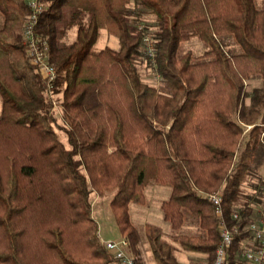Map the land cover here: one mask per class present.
I'll return each instance as SVG.
<instances>
[{
	"label": "trees",
	"instance_id": "obj_1",
	"mask_svg": "<svg viewBox=\"0 0 264 264\" xmlns=\"http://www.w3.org/2000/svg\"><path fill=\"white\" fill-rule=\"evenodd\" d=\"M34 1V32L57 72L50 85L24 40L33 1L0 0V264H117L100 242L93 193L113 194L115 222L141 264L129 205L145 204L151 183L172 188L162 208L173 229L192 218L202 230L176 238L184 249L215 264L224 220L238 229L225 264H238L252 211L236 207L264 142V0ZM132 3L155 17V32L135 21ZM103 30L119 50H94ZM151 34L153 59L144 51ZM192 38L205 55L180 53ZM231 38L238 52L227 50ZM140 58L170 93L142 81ZM255 77L262 87L249 92ZM49 92H63L71 149L55 131ZM211 194L222 195V216ZM148 239L159 264H179L159 227Z\"/></svg>",
	"mask_w": 264,
	"mask_h": 264
},
{
	"label": "rangeland",
	"instance_id": "obj_2",
	"mask_svg": "<svg viewBox=\"0 0 264 264\" xmlns=\"http://www.w3.org/2000/svg\"><path fill=\"white\" fill-rule=\"evenodd\" d=\"M34 1V0H31ZM258 3L261 0H257ZM131 9L135 10L139 13L137 18H134L135 21H138L140 25L147 26L149 28L150 33H153L157 30L156 25L157 22L155 17L148 13H142L141 9L136 7L134 3L131 4ZM141 12V13H140ZM3 23V16L0 13V27ZM152 36V34L150 35ZM25 37V36H24ZM76 38V34L72 33L71 37L68 41H72ZM109 39L106 45V39ZM26 41V38H24ZM228 47L227 50L238 52L239 48L235 43L234 39L227 40ZM109 48H117L120 49V43L116 36L111 35L109 32H101V36L99 37L97 43L94 46V50L99 52L101 50ZM208 47L198 38H192L187 42H183L181 44L180 53H192L194 57H201L205 55ZM137 67L139 74L141 76L142 81L150 86L156 87L163 93H170L169 88L166 83L162 80L161 77L156 73L152 62L148 59L140 58L137 61ZM246 88L249 92H252L254 89L262 87V80L260 78H252L250 80L245 81ZM49 99L52 102V113L56 118V124L54 126L56 133L59 135L60 140L63 142L67 149H71V145L69 142V137L67 135V131L69 129V123L67 121L65 111L63 108L64 103V95L63 92L58 94H52L49 92ZM246 104L251 105L250 98L246 99ZM2 97L0 95V115L2 113ZM250 127H245V142L249 139V131ZM261 139L264 140V135L262 134ZM244 149V145L241 150ZM243 195L236 207L238 210H244L248 208L252 211V216L249 217V224L252 225L255 222H258L264 218V142L259 146L258 152L253 160L251 171L243 183ZM113 198L112 193L105 194L104 196H99L95 193L91 195L92 202V216L97 221L99 226V234L104 239H114L120 237V232L117 227V223L114 221V216L111 210V201ZM252 238V235L250 236ZM252 243H257L252 239ZM259 246V245H257ZM261 247V246H260ZM243 250L241 249V252ZM246 263L247 261L241 255L239 263ZM261 264H264V260Z\"/></svg>",
	"mask_w": 264,
	"mask_h": 264
},
{
	"label": "crops",
	"instance_id": "obj_3",
	"mask_svg": "<svg viewBox=\"0 0 264 264\" xmlns=\"http://www.w3.org/2000/svg\"><path fill=\"white\" fill-rule=\"evenodd\" d=\"M104 31L106 30H103L101 32ZM108 40L109 39L107 38L106 45H108L107 44ZM106 48H109V46H107ZM111 49L118 50L117 48H111ZM248 105L249 104H247V106ZM144 193L146 198L145 204L131 203L129 205L130 221L132 225L137 229L140 237L139 258L141 260V264H159L154 256L150 241L148 239V230L149 227L152 226L159 227L161 229L163 233V239L173 247V254L179 264H207L208 255L187 251L176 240V238L180 235L198 236L202 234V230L198 226L197 222L192 218H188L180 229L175 230L173 229L171 222L165 219V214L162 206L165 202L170 200L172 196V188L163 184L151 183L145 188ZM100 238L104 239L101 236ZM121 239H124V237L120 232V237L117 238V240L111 238H108L107 240L118 241ZM260 245L261 243L253 244L252 238H248L242 244L243 251L241 252V255L244 257V253L247 250L250 251L258 250L260 248ZM239 262L238 264H242V262L241 263ZM243 264H255V263L247 261L246 263Z\"/></svg>",
	"mask_w": 264,
	"mask_h": 264
},
{
	"label": "built area",
	"instance_id": "obj_4",
	"mask_svg": "<svg viewBox=\"0 0 264 264\" xmlns=\"http://www.w3.org/2000/svg\"><path fill=\"white\" fill-rule=\"evenodd\" d=\"M31 6L33 7L34 14L28 19V22L25 26V44H27L31 62L39 67V70L44 76L46 83L50 85L57 79V72L53 65H51L48 61L49 46L47 42L38 37L34 32L37 14L41 13L42 8L37 4L36 1H33ZM144 51L151 59L155 57V41L150 35L144 39ZM208 199L217 206V214L222 216V195L211 194L208 196ZM235 218H238V216L235 215ZM249 229L251 231L252 239L258 243H261V247L256 251H245L244 257L249 262L260 264L264 259V218L250 225ZM220 230L222 242L217 250L215 264L226 263L227 249L232 245L235 235L238 233V229H230L224 220H222L220 223ZM100 242L105 247V249L113 255L117 264H137L135 257L129 253V242L126 239L114 241L100 238Z\"/></svg>",
	"mask_w": 264,
	"mask_h": 264
}]
</instances>
